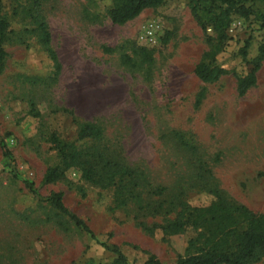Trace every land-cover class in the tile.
<instances>
[{
    "label": "rangeland",
    "instance_id": "1",
    "mask_svg": "<svg viewBox=\"0 0 264 264\" xmlns=\"http://www.w3.org/2000/svg\"><path fill=\"white\" fill-rule=\"evenodd\" d=\"M113 5L2 0L0 264H113L103 245L130 264H177L199 247L234 248L232 231L244 230L247 217L228 209L264 211V60L255 86L239 94L264 46V4L218 26L210 21L221 10L198 0H165L124 25L112 23ZM207 53L228 72L215 83L195 73ZM83 122L100 126L102 137L79 140ZM62 149L79 157L68 169ZM108 163L139 178L117 186L87 179L85 168L99 180ZM55 167L62 175L45 183ZM58 193L95 239L44 200ZM176 221L185 232L170 230ZM250 264H264V253Z\"/></svg>",
    "mask_w": 264,
    "mask_h": 264
},
{
    "label": "trees",
    "instance_id": "2",
    "mask_svg": "<svg viewBox=\"0 0 264 264\" xmlns=\"http://www.w3.org/2000/svg\"><path fill=\"white\" fill-rule=\"evenodd\" d=\"M114 5L109 11V17L113 24L124 25L129 21L134 20L145 10L155 9L161 6L165 0H112ZM204 5L205 11H216L221 10L220 13H214L211 16V23L214 26L223 25L231 15L249 16L254 14L252 7L257 3L264 4V0H198ZM208 5V6H207ZM2 0H0V74H2L5 66V59L7 53L4 48V43L7 40V29L9 28L8 21L2 17ZM257 19L264 28V12L258 13ZM42 29V40L44 45L48 47L47 52L50 60L55 66V74L61 70V64L57 53L49 48L51 41L50 33L48 32L46 24H41ZM248 47V44L245 48ZM246 56V53L244 54ZM209 60L208 53L203 55L201 62L196 67L197 77L204 83H215L222 76L228 72L217 66H212L207 61ZM264 60V46L260 50V55L255 61V67L253 70L244 78L239 79V94L245 95L257 82V72L260 69V63ZM103 135V130L100 126L90 123L83 122L79 123L77 137L79 140L85 139H100ZM1 148L3 154L9 160H12V153L9 151L4 141H1ZM61 159L65 164V169L71 167V165L79 159L78 155L67 153L64 149L61 150ZM106 170L105 176L101 175L99 180H95L98 176L96 171L92 167L85 168L87 179L99 183L101 180H106V186H117L119 181L124 182L126 179L131 181H137L139 174L132 168H127L123 165L118 164H106L103 167ZM96 173V175L94 174ZM62 175L60 167L50 168L45 176V183H53L60 178ZM133 188L139 186L138 182L133 183ZM31 190L32 185L30 184ZM118 188H120L118 186ZM122 188V187H121ZM50 202L53 207L59 210L61 213L67 215L76 226L82 228L83 231L89 233L92 238H96L92 230L75 214L70 212L63 201V194H53L49 198L44 199ZM242 212L247 217V226L244 230L238 232L232 231L235 237L236 244L231 251H225L220 247H199L198 251L187 257L180 256L177 260V264H250L255 261L257 255L260 252L264 253V211L263 213H255L247 208L241 209H228V211ZM184 221H176L169 227L174 234L185 232ZM108 250L116 255L113 264H130L125 255L117 247H107ZM144 264H162L159 260L154 257L149 258Z\"/></svg>",
    "mask_w": 264,
    "mask_h": 264
}]
</instances>
